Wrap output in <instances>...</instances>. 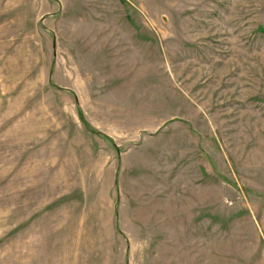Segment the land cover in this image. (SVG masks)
<instances>
[{"label":"rangeland","instance_id":"374dc122","mask_svg":"<svg viewBox=\"0 0 264 264\" xmlns=\"http://www.w3.org/2000/svg\"><path fill=\"white\" fill-rule=\"evenodd\" d=\"M0 264H264V0H0Z\"/></svg>","mask_w":264,"mask_h":264}]
</instances>
